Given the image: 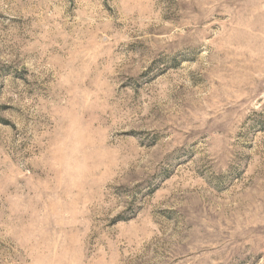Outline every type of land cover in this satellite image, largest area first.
Returning a JSON list of instances; mask_svg holds the SVG:
<instances>
[{
    "label": "rangeland",
    "instance_id": "1",
    "mask_svg": "<svg viewBox=\"0 0 264 264\" xmlns=\"http://www.w3.org/2000/svg\"><path fill=\"white\" fill-rule=\"evenodd\" d=\"M0 264H264V0H0Z\"/></svg>",
    "mask_w": 264,
    "mask_h": 264
},
{
    "label": "clouds",
    "instance_id": "2",
    "mask_svg": "<svg viewBox=\"0 0 264 264\" xmlns=\"http://www.w3.org/2000/svg\"><path fill=\"white\" fill-rule=\"evenodd\" d=\"M79 174L82 175L83 174V166H81V168L78 170ZM78 176H74L73 179H77Z\"/></svg>",
    "mask_w": 264,
    "mask_h": 264
}]
</instances>
